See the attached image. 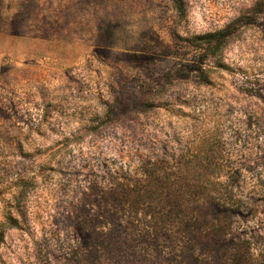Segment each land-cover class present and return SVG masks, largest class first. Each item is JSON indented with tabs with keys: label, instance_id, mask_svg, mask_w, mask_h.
<instances>
[{
	"label": "rangeland",
	"instance_id": "374dc122",
	"mask_svg": "<svg viewBox=\"0 0 264 264\" xmlns=\"http://www.w3.org/2000/svg\"><path fill=\"white\" fill-rule=\"evenodd\" d=\"M189 182L264 264V0H0V264H240L186 248Z\"/></svg>",
	"mask_w": 264,
	"mask_h": 264
},
{
	"label": "trees",
	"instance_id": "16d2710c",
	"mask_svg": "<svg viewBox=\"0 0 264 264\" xmlns=\"http://www.w3.org/2000/svg\"><path fill=\"white\" fill-rule=\"evenodd\" d=\"M176 3L180 13L184 14L185 0H176ZM231 35L232 32L228 30L210 33L199 37L198 40L200 43L195 46L201 47L205 44L215 45L216 49L220 50L228 44ZM119 116L120 113L118 109L115 110L110 108L107 113V122L113 123L114 121H118L120 119ZM119 186L126 192L124 195L125 197L122 199L129 207L134 208V206L139 205L140 202H145L143 205L144 207L151 204V202L147 201L148 199H145L144 195L140 194L142 189H130V187L128 188V186L126 187V185L122 183ZM147 190L148 188L145 186L143 190L144 193ZM118 194H120V192ZM214 194H217V191H211L209 185L205 182L200 184L189 182L187 184L186 193H184L182 198H172L173 203H170L171 209L174 210L177 207H183L186 210L182 211V213L185 214L184 219L187 218L189 223L184 229L186 230L184 236L187 239L185 243L186 248L195 250L193 248L195 244H203V247L206 249L212 247L215 249L218 248L219 252L224 255L235 252V257L238 258L240 264H249L247 256L240 253L243 247L246 246L247 241L240 237L228 240L232 235V231L230 230L232 211L231 208H229L231 203H224L225 201L222 198H213L212 196ZM204 200H210V202L213 203V206L217 209L215 213L220 212L219 215H216L217 217L212 213L213 211H211V208L206 209L210 210L212 215L205 214L200 216L196 214V209L202 207L205 202ZM149 216L151 218L153 217V215ZM211 254L212 252L209 251L206 256L211 258Z\"/></svg>",
	"mask_w": 264,
	"mask_h": 264
}]
</instances>
